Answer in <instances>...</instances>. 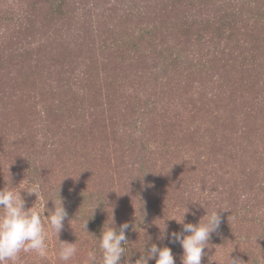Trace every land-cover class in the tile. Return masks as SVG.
<instances>
[{"label": "rangeland", "instance_id": "374dc122", "mask_svg": "<svg viewBox=\"0 0 264 264\" xmlns=\"http://www.w3.org/2000/svg\"><path fill=\"white\" fill-rule=\"evenodd\" d=\"M61 1L0 0V190H21L25 209L42 215L36 195L26 192L39 154L51 191L98 198L106 227L112 214L114 227L133 226L144 187L155 208L167 210L154 213L166 233L182 230L174 219L187 210L184 222L197 224L221 201L235 200L237 211L256 207L264 223V162L257 157L264 84L248 65L256 38L264 39L260 0L206 2L191 27L182 6L167 0H64L63 15L55 10ZM235 15L233 38L216 39L225 17ZM163 22L162 31H146L145 23ZM141 118L143 135L135 128ZM225 214L205 250L218 264H228L229 254L264 264L263 226L230 229ZM66 220L60 233L75 243L71 260L58 259L59 238L50 237L45 257L21 252L7 264H88L90 251L99 264L92 226L75 235ZM235 236L259 239L258 248Z\"/></svg>", "mask_w": 264, "mask_h": 264}, {"label": "trees", "instance_id": "16d2710c", "mask_svg": "<svg viewBox=\"0 0 264 264\" xmlns=\"http://www.w3.org/2000/svg\"><path fill=\"white\" fill-rule=\"evenodd\" d=\"M170 3H174V4H178L182 6V11L187 12L188 16H187V23L186 26L191 27V21H200L199 19L202 18V16L200 15V9L203 8L202 4H204V7H207V3L206 2H211V4H216L217 2H219L220 0H167ZM237 1V0H235ZM65 1L62 0L61 2H58L57 4H55V10L63 15L65 14V5L63 4ZM165 3V2H164ZM257 5V9L262 11L264 10V0H260L258 2L255 3ZM130 7V6H129ZM138 7V6H137ZM124 12L128 13L127 10H124ZM138 13L140 15H142V12L140 9H138ZM241 15V13H240ZM263 16V20H264V14ZM234 18V17H233ZM226 21H228L226 24H224L222 26V28H220L219 30V35L217 36L216 39H221L222 36H225L226 34L229 35L226 38L232 39L233 36L235 35V29L236 26L238 25V19L239 17H237L235 15L234 20L230 19L229 16L225 17ZM201 23V22H200ZM166 23L163 22L162 24H147L145 23L144 25H146V30L147 32H149V34H152L153 32H157V31H162V26H164ZM143 25V26H144ZM151 29V30H150ZM171 29H166V31L164 32H169ZM209 31H211V29H208ZM187 31V30H186ZM148 34V35H149ZM261 34H264L261 33ZM260 34V35H261ZM222 35V36H221ZM257 44L256 46H254L252 48V54L250 56V60H249V67L251 70L252 74H256V71H259L257 74L258 76L255 77V79L257 81H261L264 84V39H257ZM247 41L249 42L250 40L247 39ZM255 41V39H254ZM253 41V42H254ZM251 42V43H253ZM250 43V42H249ZM126 41L124 40V38H122L120 44L118 43V45L120 46H126ZM153 44V42H152ZM132 49H136L137 46L134 44L132 47ZM179 58H181L180 56H177ZM179 60V59H178ZM263 76V79H262ZM251 77V76H250ZM260 77V78H258ZM253 79V81L255 80L253 77H251ZM256 86H252V93H256L255 91ZM156 94V93H155ZM155 94H149V100L150 101H157V96ZM263 97H264V90H263ZM146 116V115H145ZM264 118V116H263ZM139 126L135 127L138 131V133L140 135H143L144 131L142 130V126L145 125L146 126V120L145 118H141L139 121ZM140 138L142 139V136H140ZM261 148V152L259 155H257L258 160L264 162V142H260V147ZM41 155L36 154V156L31 158V164H32V175H33V179L32 181H35L34 186H38V190H37V198H38V204L39 206H42L43 208V213L41 215L42 220L44 223H46L45 225V230H47V232H45V236H46V240L50 237L54 238L57 237L56 234H54L50 228V226L47 223V215L49 213V211H54V208L56 206H59L60 200L62 199L63 202V206L65 207L68 216L67 217H71V220L69 221V232H72L75 235H80L84 229H85V222L88 220L87 225L92 226V231H89L90 235L92 236V238L96 241V243L99 245V240L97 237H99L101 235L102 229H103V225L105 224L106 227V214L104 213V207L102 205L98 204V201H100L98 198L93 199V198H81V196L79 197H73V198H68L70 196H66L65 194L61 195V192H59L58 190H53L51 191V187L49 186L48 182L50 181V178L47 180L46 175L48 174L47 170H45L43 173H45V178H41V175L43 173L39 174V168H42V159L40 158ZM47 160H49L47 158ZM41 165V166H40ZM52 164L49 161V164L47 165V167L51 168ZM82 171V169H80ZM83 172V171H82ZM247 183V190H246V196H250L251 194H253V191L250 189L251 184ZM144 191H146L143 195V199H140L139 202V206H138V211L139 213L136 216V221L133 224L132 227H130L129 229L126 230V237L128 240V243L125 245L126 247V252H125V257H122L121 260V264H141L139 260L141 257L146 256L145 251H147V249L150 247L151 244L155 243L157 244L159 247H164V246H168L171 248L174 259H175V264H181V261L179 260V257L182 256L183 254V250L182 247L180 246L179 243H175L172 244L170 243V245H168L169 243L167 242V238H161V232H163L164 227L162 225H159V222H157V220L155 219V214L158 211L161 212H165L167 211L166 209H161L157 210L154 206L153 203L151 202V199L148 198L149 194L148 192L149 189L147 187L143 188ZM250 194V195H249ZM60 195V196H59ZM261 195H263L261 193ZM61 197V198H60ZM219 199V198H218ZM247 201H250V199H248L246 197ZM225 205V206H224ZM98 206V207H97ZM236 203L235 200L233 202H225L223 204V201L220 202V213L221 211H223V208L225 210L228 211V214H225V217L227 216V219L229 222L233 223V224H229V228L232 229H238L239 226L242 225H246L251 227V229H255L258 226H263L261 227V229L264 232V223L262 220H259L258 217L260 216V212L257 210L256 207H249V208H245V209H239L237 211V209L235 208ZM97 207V208H96ZM231 207V208H230ZM96 208V209H95ZM95 209V210H94ZM230 209V211H229ZM74 212H76L77 214H74ZM69 213H72L71 215ZM165 214V213H164ZM45 215V216H44ZM256 215V216H255ZM144 217V219H143ZM224 217V218H225ZM164 218V215H163ZM164 220V219H163ZM258 224H256V222H258ZM67 220L65 219L64 224H66ZM91 222V223H90ZM65 226V225H64ZM158 226L162 228V231L159 232L158 231ZM222 227H224L222 225ZM221 227V229H222ZM220 228V227H219ZM220 231V230H219ZM223 235L228 234V232L226 231H222ZM168 234L172 233V232H167ZM214 236H211V240H213L214 238H212ZM60 241H65V238L63 237V235L61 233L58 234V237ZM233 238H237V243L240 242V244L246 243V244H250L255 246V248H258L255 244H253L254 242H258L259 239L253 238L252 241L251 239H247L245 240L243 237H239V236H235ZM264 238V235H263ZM45 240V241H46ZM159 242H161V244H159ZM164 242V243H163ZM259 243H264V239L262 241H259ZM136 244L138 246V249L136 247ZM146 244V245H145ZM144 245H145V251H144ZM217 245V244H216ZM97 254H99V247L96 248ZM210 250H205V252L207 253L206 256L202 257V261L201 264H218L216 256L215 258H213L212 255H210L209 252ZM148 264H156L155 259L149 260Z\"/></svg>", "mask_w": 264, "mask_h": 264}, {"label": "clouds", "instance_id": "9594fccd", "mask_svg": "<svg viewBox=\"0 0 264 264\" xmlns=\"http://www.w3.org/2000/svg\"><path fill=\"white\" fill-rule=\"evenodd\" d=\"M37 190L38 186H34L26 192L29 195L35 194L37 197ZM20 193L21 190L16 191L7 187L0 190V264L15 262L21 252H35L41 258L47 254L45 225L42 217L38 212L31 210L32 208L25 209V200ZM185 213L181 220L174 219L182 225V230L168 234L165 231L167 227L165 223L161 238H167L172 244H180L183 250L181 264H201L202 257L207 255L205 249L208 248L212 234L217 233L220 227V210H206V214L197 224L185 223ZM67 216L68 213L63 206L62 199L59 206H56L54 211L50 210L46 216L48 225L57 237ZM87 222L88 220L85 222L86 230ZM114 224L112 214V224L107 227L104 224L101 235L97 237L100 252L99 264H121L122 257H125V245L128 243L125 233L130 225L125 222L116 228ZM59 243L58 259L65 262L71 260L77 252L75 243L60 240ZM145 253L146 256L137 260L141 264H148V261L152 259H155L156 264H175L172 250L168 246L159 247L153 243ZM87 261L88 264H97L98 257L95 251L88 253ZM228 264H244V262L241 259L230 257L229 254Z\"/></svg>", "mask_w": 264, "mask_h": 264}]
</instances>
